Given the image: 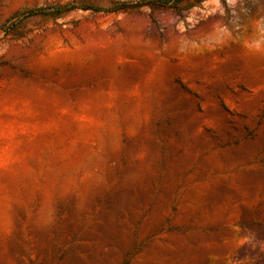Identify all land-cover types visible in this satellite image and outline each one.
Wrapping results in <instances>:
<instances>
[{
	"label": "rangeland",
	"instance_id": "obj_1",
	"mask_svg": "<svg viewBox=\"0 0 264 264\" xmlns=\"http://www.w3.org/2000/svg\"><path fill=\"white\" fill-rule=\"evenodd\" d=\"M115 1L0 0V264H264V0Z\"/></svg>",
	"mask_w": 264,
	"mask_h": 264
},
{
	"label": "trees",
	"instance_id": "obj_2",
	"mask_svg": "<svg viewBox=\"0 0 264 264\" xmlns=\"http://www.w3.org/2000/svg\"><path fill=\"white\" fill-rule=\"evenodd\" d=\"M187 1H193V3H198L201 0H117L115 1L111 6L108 7H102V6H96L92 4H80L83 9H93V10H109V11H116V10H126V9H134L141 5H149V6H156V7H168L171 8L179 13L182 9H184L183 2ZM77 7V5L72 4L70 2L68 3H59L51 6H40V7H34L30 8L25 11V13L32 14V13H38V12H47L50 9L55 10L56 12H64L66 10L72 9ZM11 21V18L8 19L4 26L7 25ZM10 27V26H9Z\"/></svg>",
	"mask_w": 264,
	"mask_h": 264
}]
</instances>
